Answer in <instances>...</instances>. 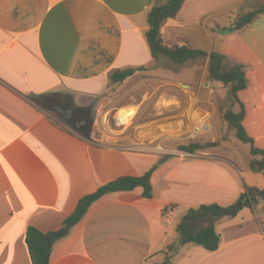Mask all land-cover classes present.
Returning a JSON list of instances; mask_svg holds the SVG:
<instances>
[{"label":"crops","instance_id":"crops-1","mask_svg":"<svg viewBox=\"0 0 264 264\" xmlns=\"http://www.w3.org/2000/svg\"><path fill=\"white\" fill-rule=\"evenodd\" d=\"M243 1H182L161 26L163 40L207 55L181 64L185 75L161 78L168 82L162 99L155 98L156 90L145 106L161 112L180 99L171 92L174 81L185 88L208 80L224 86L207 74L209 54L217 51L245 66L247 87L238 92L242 124L254 145L264 148V12L244 28L229 29ZM165 2L0 0V264H31L25 243L28 226L57 230L80 197L152 166L151 197H143L141 187L103 194L52 243L48 264H154L166 254L170 264H264V212L249 208L215 222L217 249L184 243L166 253L167 245L177 241L176 224L189 207L227 205L238 197L243 182L264 187V173L249 175V162L238 167L214 152L225 143L171 157L160 151L163 143L138 135H123L125 142L118 143L120 134L105 128L100 138L111 139L102 143L94 130L84 135L48 108L58 105L59 94L68 93L72 106L102 105L100 99L117 94L139 70L121 82L111 81L110 72L152 69L146 16L152 6ZM40 94L48 105L29 100ZM130 95L119 105L117 117L139 110L142 101L132 102L136 97ZM232 110H239L238 103Z\"/></svg>","mask_w":264,"mask_h":264},{"label":"trees","instance_id":"trees-1","mask_svg":"<svg viewBox=\"0 0 264 264\" xmlns=\"http://www.w3.org/2000/svg\"><path fill=\"white\" fill-rule=\"evenodd\" d=\"M183 0H166L163 4H156L150 8L147 13L146 21L148 28L145 31V38L152 58L160 66V61L166 58L171 64L181 65L184 62L197 57L206 56V51L197 48H191L185 44H167L164 42L161 26L169 18L174 17L179 10ZM248 0H244L238 10L235 18L229 25V29H241L251 24L255 18L264 12V0L255 8H251ZM157 66V64H156ZM144 67H128L124 69H115L109 74V79L113 82H121L128 76H131L136 70H142ZM207 74L210 80L220 82L227 86L231 102L238 103L239 110L234 112L232 108L224 110L222 118L234 130V135L243 144L249 145L251 156L249 166L253 172L264 173V148L254 145L253 138L246 132L242 124L244 115L243 103L238 98V92L247 87V77L245 66L242 63L235 62L231 58L217 51L209 54L207 65ZM44 94L33 95L29 100L41 106ZM79 110L81 113H87L89 107H74L69 109ZM83 121L82 118L79 119ZM214 143H209L213 145ZM178 149L192 153L195 150L202 149V145L197 142H188L177 146ZM259 156V157H256ZM154 166L140 175H121L102 185H99L93 192L80 197L73 209L62 221V227L69 229L79 222L85 215L92 202L105 193L132 190L136 187L142 188V196L151 197L150 175ZM259 204L264 205V187L242 183V191L238 197L227 205H221L217 202L202 203L194 207H189L180 217L176 224L177 241L167 245L166 253H172L180 244L192 243L203 247L206 250L213 251L220 244V235L215 229V222L221 217H234L243 208H249L252 211ZM49 232H44L35 226H28L25 233V243L30 256L31 264H48L52 244H48L46 236ZM170 256L166 254L164 259L154 264H170Z\"/></svg>","mask_w":264,"mask_h":264},{"label":"rangeland","instance_id":"rangeland-1","mask_svg":"<svg viewBox=\"0 0 264 264\" xmlns=\"http://www.w3.org/2000/svg\"><path fill=\"white\" fill-rule=\"evenodd\" d=\"M262 1L263 0H248L247 3L251 8H255ZM153 62L154 66L152 69L145 68L139 70L131 83L119 89L117 94L112 91L110 96L100 99L99 102H101L102 105H97L96 101H93L87 113H81L77 109H73L72 112L69 111V109L72 108L71 101L73 99L72 95L69 93L64 95L59 94L57 98H55L58 102L56 107L48 105L46 100L45 102L41 101V104L48 105V108L53 110L52 113L55 118L62 120L67 126L76 129L84 135L89 134V130H94L96 139L102 143H109L111 139L109 137L100 138L101 134L105 135L104 128L109 134H120L118 143L125 142L122 138L123 135H128L130 137L134 135L135 138L138 135L139 138L145 139L149 141V143H163L165 149L160 151L163 155L167 154L171 157H183L194 153L178 149L177 146L180 144L197 142L202 145V149L206 148L208 150L215 145L225 143L222 145V150H215L214 152L217 154H224L230 159L233 165L238 167L247 164L250 157L253 156H250L249 151L247 153V145L235 138L233 128L222 118L224 110L232 108L233 105L228 94V88L226 90L225 85L212 86L209 80L207 84H204L205 81H201L200 84L195 87L187 86L185 88L181 86L179 81H174L177 87L172 86L170 89L172 94L179 93L180 99H177V97L176 101L167 103L170 104L167 110L165 109L159 112L157 109H150L149 107H151V105L147 104L145 106V104L151 98V94L154 95V91L158 90L156 91L158 93L155 98L162 99V95L164 94L163 90H167L168 88V82L161 80V78L172 79L175 76H183L187 73V69L181 68L180 70V65L171 64L166 58L161 59L160 66H158V61L156 62L153 59ZM153 76L158 78L155 79ZM128 94L133 95V98L136 97L132 102L142 101V104L135 114L129 116L121 114V117L124 119L120 118V120L115 113L120 104L129 101ZM185 107L196 108L205 113L209 118L210 128L207 132L193 139L179 140L176 137L169 136V134H166V132L162 130L166 125L165 122L177 117L179 112ZM134 110L136 111V108H134ZM80 118L83 119V123L79 120ZM161 119L163 122L166 121L164 123L162 122L160 125L158 122L162 121ZM212 142L214 144L209 145V143ZM248 173L252 176H259V174L255 172ZM255 210L264 212V205L262 206V204H259Z\"/></svg>","mask_w":264,"mask_h":264},{"label":"built area","instance_id":"built-area-1","mask_svg":"<svg viewBox=\"0 0 264 264\" xmlns=\"http://www.w3.org/2000/svg\"><path fill=\"white\" fill-rule=\"evenodd\" d=\"M165 124L162 131L179 140L193 139L210 128L208 116L201 110L189 107H185L177 117L169 119Z\"/></svg>","mask_w":264,"mask_h":264},{"label":"water","instance_id":"water-1","mask_svg":"<svg viewBox=\"0 0 264 264\" xmlns=\"http://www.w3.org/2000/svg\"><path fill=\"white\" fill-rule=\"evenodd\" d=\"M67 232L65 227H61L57 230L51 231L46 236V241L48 244H52L56 239L62 237Z\"/></svg>","mask_w":264,"mask_h":264},{"label":"bare ground","instance_id":"bare-ground-1","mask_svg":"<svg viewBox=\"0 0 264 264\" xmlns=\"http://www.w3.org/2000/svg\"><path fill=\"white\" fill-rule=\"evenodd\" d=\"M120 118H122V117H121V114H120V116H118V119H120ZM122 119H124V118H122ZM120 120H121V119H120Z\"/></svg>","mask_w":264,"mask_h":264}]
</instances>
